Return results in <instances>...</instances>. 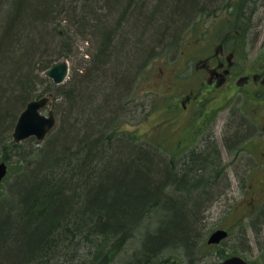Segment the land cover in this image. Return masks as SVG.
<instances>
[{
	"label": "trees",
	"instance_id": "trees-1",
	"mask_svg": "<svg viewBox=\"0 0 264 264\" xmlns=\"http://www.w3.org/2000/svg\"><path fill=\"white\" fill-rule=\"evenodd\" d=\"M232 2L0 0L1 147L3 160L17 168L12 193L27 184L0 217V264H112L128 248L134 251L123 264H181V254L219 246L200 233L206 206L230 187L218 146L188 147L178 158L170 152L169 160L158 145L122 135L119 125L134 116L130 98L153 58L182 42L185 26L196 30L199 15L225 7L235 14ZM73 55L79 65L53 87L60 127L25 153L10 131L26 104L43 96L49 79L38 71ZM252 131L239 121L225 136L230 153L241 146L238 134ZM251 219H264V206ZM225 250H218L222 260L241 253L237 245Z\"/></svg>",
	"mask_w": 264,
	"mask_h": 264
},
{
	"label": "rangeland",
	"instance_id": "rangeland-1",
	"mask_svg": "<svg viewBox=\"0 0 264 264\" xmlns=\"http://www.w3.org/2000/svg\"><path fill=\"white\" fill-rule=\"evenodd\" d=\"M232 3L236 7L235 14L230 15L228 10L225 12L224 10L228 9L226 7L224 9L219 8L216 15L209 16L205 14V17H201L198 14L200 18L198 16L196 19V30L192 29L188 32V27L184 29L183 34L185 33V35L181 39L182 43L178 52L175 51L174 46H171L161 54H156L157 56L153 58L146 74L138 77L135 92L133 97L130 98L131 103L129 106L132 107L134 116L129 114L128 118H124L119 125V128L123 130L122 135L134 136L139 142L144 141V139L149 140L152 144H156L164 150L165 154L168 155L167 158L171 160L170 152L179 153L176 155L177 157L182 154L181 152L184 149L188 147H190L188 149H192L198 146L197 143L199 144L203 137L209 138L207 134L205 135V131L210 129L211 125L203 126V128H206L203 134L200 130L201 127L198 128L199 123L204 122V125H206L205 122L208 124L209 122H217L214 136L217 138L218 145L223 152L224 161L229 166V180L233 187L226 194L215 198L206 206L200 233L202 238H206L214 230L225 228L231 234L219 246H204L201 250H198L197 254L192 256L181 254V264H212L219 262L222 257L219 256L218 250L225 248V253L228 251L227 253L230 254L233 249L236 250V245L238 250L241 251L240 254L250 264H264V219L255 220L254 224H252L251 219L255 212L264 206V189L260 185L264 178V168L255 169L249 174V178L243 176L244 183L247 180L253 185L258 182L252 188L251 193L246 191L243 187L244 183L240 180L242 176L240 174L245 171L242 166L245 164L254 165L255 160L252 156L258 157L259 152L264 151V136L258 135L257 138L252 140L241 141L238 143V145H241L238 148H236V143L234 144L232 149H236L235 152L233 151L235 154L240 147L243 148L245 157L243 156L244 161L242 164H236V161L233 164L236 156L233 152L234 155L230 153V150H227L224 145L225 136L235 131L236 124L243 118L247 124H251L253 131L255 129L257 131L256 124H260L264 118V84L261 82L257 84L251 79L246 89L237 86L236 88H229L227 86L229 81H227L224 87L214 90L210 86L211 81L204 84L201 82L204 78L206 79L205 64L212 65V57L222 58L223 48L230 49V51L226 50L228 55H231L234 51L236 52V58L232 57L234 62L230 65L231 68H236L239 71L237 74L236 70L233 72V77L236 80L244 74L254 75L258 72V68L264 65V0H233ZM244 12L251 19L250 21L247 20L248 24L251 23L250 40L245 43L244 49L236 46L235 43V46L230 47L228 44L229 36L223 30L230 29V26L235 28L240 26L241 16L245 15ZM231 42H235V38ZM87 46L90 47V44H87ZM81 54H83L82 48L79 52L80 57ZM73 56V59L62 57L57 61L67 59L72 66V64L78 62V56ZM38 72L40 76L47 78L43 70ZM220 78L218 77V80ZM48 79V83L40 90L44 92L43 96L50 95L49 91H45V89L53 88V80ZM210 89H212V92L206 93ZM186 93H193L198 100H203L198 108H188V111H186L175 105L178 97ZM258 93L259 97L256 98ZM51 98L52 101L43 110L47 114L54 109V99L52 96ZM209 112L212 114L210 118L206 119ZM57 127H60L59 121ZM53 131L40 144L37 143L39 141L36 138L26 140L23 142L21 149L28 153L30 150L41 148L49 142L51 137H54L55 133ZM12 132L13 130L10 131L11 135ZM247 136L246 133L244 139ZM222 139H224V142ZM1 144L2 142L0 143V161L6 156ZM7 153L11 155L10 151H7ZM177 158L175 159L177 160ZM181 158L182 156L179 157V160ZM164 160L166 161V159ZM10 169L9 165L8 176L0 184V201L3 199L0 202V212L5 210L6 204L19 201L21 195H25L24 190L27 187V184L20 182L17 186V192L12 193V190L16 189L14 188L16 185H13V183L16 179L17 168L14 166L13 169ZM9 188L10 192H8ZM163 214L166 215L168 212L164 211ZM4 215L3 211L0 217ZM166 219L164 218L161 223ZM156 224L158 227L162 226L155 222L154 225ZM220 247L222 248L219 249ZM132 251H134L133 248H128L124 253H117L112 264H123L124 257L133 254ZM193 257H195L194 262L192 261Z\"/></svg>",
	"mask_w": 264,
	"mask_h": 264
},
{
	"label": "flooded vegetation",
	"instance_id": "flooded-vegetation-1",
	"mask_svg": "<svg viewBox=\"0 0 264 264\" xmlns=\"http://www.w3.org/2000/svg\"><path fill=\"white\" fill-rule=\"evenodd\" d=\"M253 13V12H252ZM241 23H243L244 27H240V26H236V35H234L235 38V43L236 46L242 47L244 49L245 43H248V40H250V35H251V29H250V24H248L247 20L242 19ZM246 25H249L246 27ZM264 41V38H263ZM227 51H230L229 48L225 49L223 48V57H212L211 59L213 60V64H205V74H206V79L204 78L201 82L202 84L206 83L207 81H211V88L214 90L216 89H221L222 87H224V85H226V82L229 81L228 83V87L229 88H236L237 87H241L243 89H246V87L249 85V81L251 79H253L255 81V83L259 84L260 82L264 84V65L261 68H258V72L255 73L252 76L249 75H243L242 77L238 78L236 80V78L233 77V72L236 70V68H231V64H233V59L232 57L236 58V52L234 51L233 53H231V55H228V53H226ZM236 70V74H237ZM218 77H221L220 80H218ZM237 77V75H236ZM261 77H263L262 79H260ZM212 89L207 90L206 93H210L212 92ZM254 94V93H253ZM255 95V94H254ZM258 95V96H257ZM256 95V98L259 97V93ZM202 99H197V97L193 94V93H186V94H182L181 96L178 97L177 101H176V106L178 107H182L184 110L188 111V108L190 109H196L199 107V105L202 103ZM190 105V106H189ZM211 112H209V114L207 115V118H210L211 116ZM191 115V113H190ZM206 125L204 126H209L211 125L210 129H207L205 131V135L207 134V137L211 136L209 139L211 140H215L216 144H218L217 142V138L214 136L216 134L215 129L217 128V122L213 123V122H209V124L206 122ZM257 132L256 129L255 131H252L251 133L248 134L247 138L243 139V141H248V140H252L253 138H257L258 135L260 136H264V118L262 120V122L259 124L257 123ZM201 127V129H200ZM261 131H260V129ZM201 130V133L204 134V130L206 128H203L202 125H199L198 127ZM222 141L224 142V139H222ZM225 147L227 148L225 142H224ZM219 148V146H218ZM228 150V148H227ZM236 150V149H235ZM223 155V154H222ZM252 156V155H251ZM252 158L255 160L254 165L252 166V168H250L247 173L245 172L242 176H246V178H249V174H251V172H253L255 169L261 167L264 168V151H260L258 157H254L252 156ZM222 159H224V156H222ZM228 168L229 166L226 167V172L229 176L228 173ZM230 178V176H229ZM252 178V177H251ZM255 178V177H254ZM244 183V182H243ZM258 182L254 183V185L252 183L249 182V180H247L243 187L246 189V191H249L251 193L252 188H254L255 185H257ZM253 185V186H252ZM261 188L264 189V178L263 181L260 183ZM255 199V198H253ZM253 206V205H252Z\"/></svg>",
	"mask_w": 264,
	"mask_h": 264
},
{
	"label": "water",
	"instance_id": "water-1",
	"mask_svg": "<svg viewBox=\"0 0 264 264\" xmlns=\"http://www.w3.org/2000/svg\"><path fill=\"white\" fill-rule=\"evenodd\" d=\"M47 78L55 84H62L69 78V62L62 59L52 64L46 71ZM51 95L32 99L20 114L16 123L13 139L20 142L29 137H35L42 142L57 126L58 119L53 110L45 113L43 110L50 104ZM8 163L0 162V183L8 174ZM229 237V231L223 228L213 231L208 237L209 244H218ZM214 264H249L241 255H232Z\"/></svg>",
	"mask_w": 264,
	"mask_h": 264
},
{
	"label": "bare ground",
	"instance_id": "bare-ground-1",
	"mask_svg": "<svg viewBox=\"0 0 264 264\" xmlns=\"http://www.w3.org/2000/svg\"><path fill=\"white\" fill-rule=\"evenodd\" d=\"M189 26V25H188ZM188 26H185L184 28H183V32H184V29H186ZM223 32H225L226 34H227V36H229L228 37V40H229V45H230V47H232V46H235L234 45V43L235 42H231L232 41V39H233V36L234 35H236V28L235 27H233V26H230V29L229 28H226V29H224L223 30ZM224 33V34H225ZM232 38V39H231ZM182 42H179V44H176V45H174V49H175V51L176 52H178L179 51V49H180V44H181ZM236 44V43H235ZM69 62V61H68ZM79 65V62H77V64H72V66H71V64H70V62H69V74L71 75L72 74V72L74 71V69H75V67L76 66H78ZM52 66V65H51ZM49 68V67H48ZM47 68V69H48ZM46 69V70H47ZM46 70H44V73H45V71ZM69 75V76H70ZM67 81V80H66ZM65 81V82H66ZM131 81H133V78H130L127 82H125V84H124V86H125V89H124V100H125V102H126V100H127V98H128V96H129V90H130V84L132 83ZM64 82V83H65ZM128 82H131L130 84L128 83ZM64 83H62V84H64ZM62 84H55L54 82H53V87L55 86V85H58V86H60V85H62ZM42 93H44V92H42ZM49 94L53 97V99L56 97V93H55V91H54V89L52 88V89H50V91H49ZM31 101V100H30ZM29 101V102H30ZM28 102V103H29ZM28 103L26 104V106L22 109V111L23 110H25V108L27 107V105H28ZM22 111L20 112V114L22 113ZM20 114H19V116H20ZM19 116H18V118H19ZM17 121H18V119H17ZM241 121H242V123H244V118L243 119H241ZM17 123V122H16ZM16 123H15V126H16ZM206 123V122H205ZM199 125H202V126H204V122H202V123H199ZM15 126H14V129H15ZM14 129H13V132H14ZM13 132H12V135H13ZM248 132V131H247ZM245 133L246 132H243V134H238V137H239V139L241 140V141H243V139H244V136H245ZM33 137H29V138H26V139H24V140H22V141H20L21 142V144H23V142H25L26 140H29V139H32ZM203 139V141H205L206 140V144H204V143H199V144H197L198 145V147H201V148H204L208 143L209 144H215V145H217V146H219L218 144H216V142H215V140H207L206 138H202ZM2 140L3 139H0V142H2ZM15 141V140H14ZM20 142H16V143H20ZM136 143L139 145H146V144H152L149 140H145L144 139V141H142V142H139V140H137L136 139ZM219 150H220V152H221V155L223 154V152H222V150H221V148L219 147ZM236 151V150H235ZM233 152V151H232ZM231 152V153H232ZM235 154V153H234ZM233 154V155H234ZM223 156V155H222ZM235 156H236V160H235V157H234V161H233V164L235 163V161H236V164H242V162L244 161V157H245V153H244V151H243V148H239L238 149V151L236 152V154H235ZM244 156V157H243ZM2 161H5V160H1L0 162H2ZM6 162V161H5ZM236 164H235V166H236ZM252 166L253 165H250V164H245L244 166H242V168L243 169H245V171L244 172H242L240 175H243L246 171H248L250 168H252ZM236 168H237V166H236ZM237 170H238V168H237ZM239 172V171H238ZM7 177V176H6ZM6 177L3 179V181L6 179ZM242 177V178H241ZM240 177V180L242 181V182H244V177L243 176H241ZM2 181V182H3ZM1 182V183H2ZM0 183V184H1ZM232 183L230 182V187H229V190L230 189H232ZM167 252H164L163 254H162V257L166 254ZM236 255H241V254H236ZM242 256V255H241ZM217 263V262H216ZM212 264H214V263H212Z\"/></svg>",
	"mask_w": 264,
	"mask_h": 264
}]
</instances>
